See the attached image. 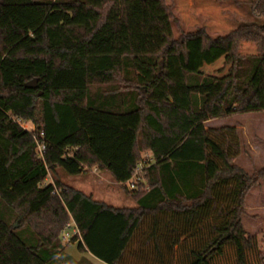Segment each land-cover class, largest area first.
<instances>
[{
  "label": "trees",
  "instance_id": "1",
  "mask_svg": "<svg viewBox=\"0 0 264 264\" xmlns=\"http://www.w3.org/2000/svg\"><path fill=\"white\" fill-rule=\"evenodd\" d=\"M253 13L264 19V0ZM179 19L167 0H0V264H93L64 251L70 219L100 264H264L242 222L264 166L235 163V126L207 127L264 111V21L176 37ZM192 39L228 50L227 77L183 64ZM144 151L149 187L132 208L57 176L97 167L125 186Z\"/></svg>",
  "mask_w": 264,
  "mask_h": 264
},
{
  "label": "rangeland",
  "instance_id": "2",
  "mask_svg": "<svg viewBox=\"0 0 264 264\" xmlns=\"http://www.w3.org/2000/svg\"><path fill=\"white\" fill-rule=\"evenodd\" d=\"M257 0H167L171 5L176 18L181 19V25L175 23V36L180 37L186 32L202 29L211 37L226 35L238 26L264 21L263 17L253 13V6ZM179 19V20H180ZM177 21V19H176ZM201 39H192L188 42L189 53L182 55L183 64L193 70L218 78L227 77L229 65H226L228 50L212 47L203 54ZM239 51L242 54H256L257 46L252 41H241ZM25 127L34 128L31 122H24ZM235 126L242 141V153L235 163L252 173L264 166V111L240 113L222 119L208 122L207 127ZM142 158L149 154L142 153ZM253 154H256L255 156ZM57 176L66 184L81 190L93 198L104 201L120 208H132L136 206L132 193L138 190L148 189L146 179L141 187L136 190L129 189L126 185L116 183L109 173L97 172L95 168L87 170L78 176L66 175L59 170ZM52 180L49 177L47 181ZM246 207V214L242 222L245 229L259 238L260 246L264 248V179L260 185L253 189ZM257 201L259 203H257ZM263 202V203H262ZM72 222V219L69 220ZM17 226V224H16ZM64 251L79 260L83 257L93 264L100 262L88 253H81L77 249V243L63 242Z\"/></svg>",
  "mask_w": 264,
  "mask_h": 264
},
{
  "label": "built area",
  "instance_id": "3",
  "mask_svg": "<svg viewBox=\"0 0 264 264\" xmlns=\"http://www.w3.org/2000/svg\"><path fill=\"white\" fill-rule=\"evenodd\" d=\"M19 123L25 128V129H35L34 128H28L24 126V122L19 121ZM41 137L44 136L43 133L40 134ZM45 149V143L44 142H39L38 144V152L42 153V151ZM154 163V159L153 156L150 154L145 155L142 160L140 161V163L138 164L136 171L133 175V177L128 180L126 182V186L129 189H133L136 190L139 187H141V183H144V179H145V175H144V171L146 168H148L150 165H152ZM81 232H79V229L77 228L74 220H72V222H68L63 230L62 233V240L63 242H70L72 240L73 237H75L76 235H79Z\"/></svg>",
  "mask_w": 264,
  "mask_h": 264
},
{
  "label": "crops",
  "instance_id": "4",
  "mask_svg": "<svg viewBox=\"0 0 264 264\" xmlns=\"http://www.w3.org/2000/svg\"><path fill=\"white\" fill-rule=\"evenodd\" d=\"M253 155L255 156L256 154H253ZM95 170H96L97 172H100V171L97 169V167L95 168ZM50 181H51V180H50ZM50 181H46V183H48V182H50ZM254 188H255V187H254ZM254 188H253V189H254ZM253 189L251 190V192H250L249 195H248V198H247V206H249V204H248L249 199H250L252 193H254V192H253V191H254ZM257 203H259V202L257 201ZM262 203H263V202H262ZM263 204H264V203H263ZM247 206H246V207H247ZM263 207H264V206H263ZM247 208H248V207H247Z\"/></svg>",
  "mask_w": 264,
  "mask_h": 264
},
{
  "label": "water",
  "instance_id": "5",
  "mask_svg": "<svg viewBox=\"0 0 264 264\" xmlns=\"http://www.w3.org/2000/svg\"><path fill=\"white\" fill-rule=\"evenodd\" d=\"M38 84V79L32 80L31 82H29L30 86H36ZM39 95H41V92L39 93Z\"/></svg>",
  "mask_w": 264,
  "mask_h": 264
}]
</instances>
